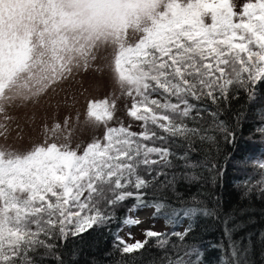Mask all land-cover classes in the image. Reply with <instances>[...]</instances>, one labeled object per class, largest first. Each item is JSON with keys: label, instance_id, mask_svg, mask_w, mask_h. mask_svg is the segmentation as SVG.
Returning a JSON list of instances; mask_svg holds the SVG:
<instances>
[{"label": "snow or ice", "instance_id": "snow-or-ice-1", "mask_svg": "<svg viewBox=\"0 0 264 264\" xmlns=\"http://www.w3.org/2000/svg\"><path fill=\"white\" fill-rule=\"evenodd\" d=\"M107 49L119 94L89 100L84 122L99 137L81 151L55 136L28 150L0 147V264H65L64 242L112 224L121 254L152 244L164 252L161 264H189L187 227L147 228L133 243L120 232L141 226L143 209L172 225L207 211L185 206L179 194V207L150 199L148 190L202 179L198 167L218 177L217 164L203 163L204 148L235 146L244 106L234 123L221 117L241 94L247 104L264 103V0L239 9L235 0H0V138L8 140L10 108L39 104ZM121 99L127 124L117 115ZM255 131L264 137V116ZM200 153L205 159L195 160ZM251 167L255 178L242 187L264 195V160Z\"/></svg>", "mask_w": 264, "mask_h": 264}, {"label": "trees", "instance_id": "trees-1", "mask_svg": "<svg viewBox=\"0 0 264 264\" xmlns=\"http://www.w3.org/2000/svg\"><path fill=\"white\" fill-rule=\"evenodd\" d=\"M259 94L264 96V84L259 86ZM241 105L246 119L235 146L221 141L218 148L205 146L206 159L204 153L194 157L197 161L205 159L203 163L217 164L218 177L198 167L192 171L202 179L189 180L173 190L155 194L148 190L150 199L179 207L176 200V194H179L185 206L207 209L190 214L189 232L183 245L188 250L189 264H264V195L258 191L248 192L242 187L245 177L251 174L255 178L252 162L264 157V137L255 131L264 116V103L247 104L241 94L240 103L233 101L232 112L221 119L234 123L232 113ZM117 214L122 216L124 213ZM157 218L165 221L162 215ZM184 221L185 218L178 225L169 221L171 228L167 232L179 231ZM117 227L112 224L85 233L83 238H69L59 249L65 264H161L164 252L152 244L131 257L121 254L113 246V233ZM173 243H177L175 238Z\"/></svg>", "mask_w": 264, "mask_h": 264}, {"label": "rangeland", "instance_id": "rangeland-1", "mask_svg": "<svg viewBox=\"0 0 264 264\" xmlns=\"http://www.w3.org/2000/svg\"><path fill=\"white\" fill-rule=\"evenodd\" d=\"M247 2V0H235L237 8ZM111 49L98 53V59L92 68L87 72H81L71 81L57 85L55 92H49L43 97L39 104L28 106H16L10 108L8 115L9 122L8 140L0 138V147H14L19 150H28L35 144H40L55 136L57 143L70 142L74 149L79 145L81 151L92 139L100 136L101 129L87 126L86 120L87 103L89 100H101L109 98L113 94H119L113 82L111 73ZM126 101L121 99L118 102L117 115L125 124L130 122L126 116ZM68 121L67 129L64 128V121ZM133 123V130H138V126ZM54 124H60L61 131L53 134L50 129ZM47 127L49 132L43 129ZM70 134V141H65L64 136ZM264 160V157H263ZM153 209H143L137 216L143 221L142 225L133 228H124L120 232L127 242L133 243L136 240H143V231L152 228L158 232H167L171 224L159 218H152ZM191 215L185 218L184 224L179 229L183 231L187 227ZM132 233L133 238H129L127 233Z\"/></svg>", "mask_w": 264, "mask_h": 264}]
</instances>
